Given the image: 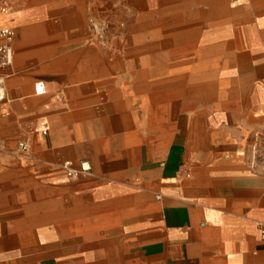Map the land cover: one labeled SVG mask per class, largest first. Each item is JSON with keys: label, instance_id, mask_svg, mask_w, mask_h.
Masks as SVG:
<instances>
[{"label": "crops", "instance_id": "1", "mask_svg": "<svg viewBox=\"0 0 264 264\" xmlns=\"http://www.w3.org/2000/svg\"><path fill=\"white\" fill-rule=\"evenodd\" d=\"M0 25V264H264V0H12ZM226 35L232 63L157 62Z\"/></svg>", "mask_w": 264, "mask_h": 264}, {"label": "rangeland", "instance_id": "2", "mask_svg": "<svg viewBox=\"0 0 264 264\" xmlns=\"http://www.w3.org/2000/svg\"><path fill=\"white\" fill-rule=\"evenodd\" d=\"M97 23V22H95ZM213 23V22H211ZM214 23H220L214 21ZM99 24V23H97ZM243 21H232V22H225V28L227 31L230 33L232 30L231 28H238L242 26ZM100 25V24H99ZM104 28V27H103ZM224 38V44L221 47L220 44L221 39ZM235 37L233 35H226L224 37L221 36H211V44L208 46L209 49L207 51H204L203 48H198L192 52V54L187 55L186 57L180 58L178 60L177 57L173 58L174 55H186V53L182 52H170L169 46H163V49L161 51H157V62L158 60H163L165 61L166 64H171V66H179L177 67L178 75L181 77H187L191 76L192 74L189 73L191 71V65L194 66V71H195V66L198 64H202L203 62L210 63L212 65V61H216L217 56L221 57L223 61H227V63H232V60H234V55L236 52L231 49L230 45L235 48L233 45L232 41ZM240 40L242 41L243 44H249V37L248 36H240ZM179 40V43L177 45L178 48H181L184 44V37H177ZM201 39V37H195L196 43H198V40ZM106 40V36L104 35V41ZM101 43L100 41H98ZM231 42V43H230ZM228 69V68H227ZM174 70V68H173ZM176 70V69H175ZM198 70H201V68H198ZM214 68H209L210 75L212 72H214ZM227 71V70H226Z\"/></svg>", "mask_w": 264, "mask_h": 264}, {"label": "built area", "instance_id": "3", "mask_svg": "<svg viewBox=\"0 0 264 264\" xmlns=\"http://www.w3.org/2000/svg\"><path fill=\"white\" fill-rule=\"evenodd\" d=\"M12 0H0V16H5L9 11V6ZM91 30L94 37L101 43L104 41V28L95 23L91 22ZM15 39V32L13 29L7 26L0 25V67L7 68L13 63V43ZM36 93L41 95L44 87L42 83L36 84ZM46 134V133H44ZM21 151L27 150L25 143H20L18 147ZM62 169L66 172L68 177H73L81 173H89L90 166L84 162L79 165L78 168L73 167L71 163H65L62 165ZM260 240L264 245V225L260 228Z\"/></svg>", "mask_w": 264, "mask_h": 264}, {"label": "bare ground", "instance_id": "4", "mask_svg": "<svg viewBox=\"0 0 264 264\" xmlns=\"http://www.w3.org/2000/svg\"><path fill=\"white\" fill-rule=\"evenodd\" d=\"M247 32V31H246Z\"/></svg>", "mask_w": 264, "mask_h": 264}]
</instances>
